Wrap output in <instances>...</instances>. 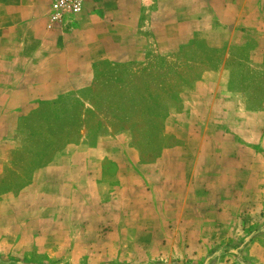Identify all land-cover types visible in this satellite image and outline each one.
<instances>
[{
	"label": "rangeland",
	"instance_id": "1",
	"mask_svg": "<svg viewBox=\"0 0 264 264\" xmlns=\"http://www.w3.org/2000/svg\"><path fill=\"white\" fill-rule=\"evenodd\" d=\"M27 1L33 8L30 13L22 10H16L19 12L15 13L14 9L12 13H7V9H4L6 7L0 9V57L3 53L11 54L7 47L4 49L5 41L22 42L37 35L56 43L60 49L69 47L70 44L63 36L75 31L72 27L76 26L77 20L51 30L48 28L50 0ZM227 1L213 0L217 8L215 12L210 9L206 0L202 1L201 7L188 4L187 7L180 8L173 5L171 12L167 14L157 12L158 9L154 10V6L137 7L134 15L138 24L132 36L133 42L123 44L122 49L114 51L124 54L131 51L139 59H104L93 62L89 67L82 66V69L91 70L86 83L78 78L74 82L75 87L65 91L59 98L43 99L45 105H50L48 109L38 107L24 110V118L18 124L16 132L20 139L8 166L10 174L18 175L25 170L26 178H29L35 169L50 161L58 149L69 144L101 145L104 142L101 147L111 152L113 159L121 155L124 165L137 166L143 175H138L136 181H129L124 188V195H121L123 198L150 196L179 200L183 198L185 191L181 193L176 190L185 187L194 176V171H197L195 176L200 182L202 179H209L220 184L219 175L204 172L201 166L211 168L213 165L223 164L232 167L247 165L246 161L239 163L236 160L235 141L244 136L256 138L260 156L255 164L253 162L251 171L238 177L242 185L247 186L249 182L254 185L234 190L226 188L229 191L227 196L247 197V205L242 208L245 209V214L242 212L234 220L233 232L210 241L209 249L203 255L179 253L180 257H174L173 262L264 264V136L260 130L264 128V117H255L249 113V109L255 111L262 107L264 93L261 98L254 92L247 93L251 105L248 109L243 95L237 98L239 103L236 108L229 101V109H225L230 112L229 116L222 110H211L210 114L209 109L196 107L197 97L194 91L187 92L200 83L207 71L224 67L232 71L231 89L235 92L250 88L247 82L249 77L245 78V75L264 76V64L260 61L263 46L259 43L264 24L260 23L256 8L259 3L251 2L249 12V23L258 25L257 27L230 30L226 24H230L232 20L239 21L241 16L239 9H227ZM5 2L13 6L23 5L22 0H0V5ZM135 4L137 3L133 6ZM7 16H12L11 21L8 22ZM72 47L75 49L76 45L73 44ZM50 50H55V45L45 46L37 63L38 68L46 70L53 67ZM19 52L20 50H14L13 56L7 55V61L12 62V69L22 68V58L25 57L17 55ZM0 80L2 85H9L12 81L11 78ZM186 101L191 102L193 107L185 108ZM229 119L230 122L227 123ZM199 120H207L208 123L199 124ZM212 120L214 122L209 123ZM225 129L233 138L229 140V144L222 141ZM249 130H252L250 136ZM202 131L207 144L204 146L205 154L198 159L201 141L196 135ZM41 137L45 140L34 141ZM214 152L221 154V159L213 158ZM85 156L87 153L81 151L77 161L82 163ZM225 175L229 176V180L233 178L229 173ZM131 187L134 190H130ZM152 188L155 191H151ZM222 189L209 190L210 195L215 196ZM202 191L201 188H195L194 196L202 194ZM124 207L130 210L129 205ZM126 213L123 220V227L126 229L123 244L126 246L125 250L132 251L126 254L122 251L89 253L81 264H162L170 261L161 256L152 257L151 238L133 236L137 222L128 215L131 211ZM91 224L95 230L100 222L92 221ZM75 239L82 240V237ZM93 239L92 237V241ZM164 239L175 247L179 242L191 247L184 237L178 238V241L174 237ZM96 241L97 238L95 243ZM45 242L44 245L48 246L47 244L53 243V238H45ZM161 242L162 239H157L156 245ZM0 264L69 263H64L59 255L38 252L33 248L26 252H0Z\"/></svg>",
	"mask_w": 264,
	"mask_h": 264
},
{
	"label": "crops",
	"instance_id": "2",
	"mask_svg": "<svg viewBox=\"0 0 264 264\" xmlns=\"http://www.w3.org/2000/svg\"><path fill=\"white\" fill-rule=\"evenodd\" d=\"M202 1L87 0L84 10L71 19V22L77 20L76 26L72 27L75 31L63 36L70 44L69 47L60 49L56 43L42 39L38 35L22 42L20 40L4 42V49L7 47L11 54L3 53L0 57V78H11L12 81L9 85H2L0 80V252H26L36 248L38 252L59 255L64 263L69 264H81L85 255L89 253L122 251L126 254L132 251L125 250L126 246L123 244L126 230L123 227V220L129 211L131 214L128 215L137 222L135 233L132 235L151 238L152 257L170 259L169 262L165 261L162 264H181L182 262H173L174 257H180L179 253L203 255V252L209 249L210 241L233 232V222L245 212L242 208L247 205V197L227 196L228 189L250 188L254 185L249 182L244 186L238 181V177L251 171L253 162L255 164L257 157L260 156L256 138L244 136L235 141L236 160L239 163L246 161L247 165L232 167L223 164L213 165L211 168L201 166L204 172L219 175L220 184H215L209 179H202L200 182L195 176L197 171H194V176L185 187L176 190L181 193L185 191V195L179 200L172 197L156 199L150 196L123 198L121 195H124L125 186L131 179L136 181L141 171L135 165H124L121 155L113 159L111 152L101 147L104 142L101 145L69 144L58 149L50 161L35 169L29 178H26L25 170L20 172L21 175H12L8 169L15 154L13 151L20 139L16 132L18 124L24 118V110L38 107L48 109L50 105H45L43 99L59 98L65 91L68 92L75 87L74 82L78 78L86 83L91 76V70L82 69V66L89 67L93 62L104 59H139L131 51H127L126 54L115 52L122 49L123 44L133 42L132 36L138 24V19L134 15L137 7L154 6V10L158 9L157 12L167 14L171 12L173 5L180 8H185L188 4L201 7ZM206 1L215 12L217 8L213 0ZM22 2L23 5L18 6L5 2L0 5V9L6 7L4 9H7V13L8 11L12 13L13 9L15 13L19 12L16 10L27 13L33 11L27 0ZM251 2L259 3L256 8L260 15V23L264 24V0H228L227 9H237L236 11L239 9L241 19L232 20L230 24H226L227 28L249 30L258 26L249 23ZM134 3L137 4L133 6ZM7 19L8 22L11 21L12 16H7ZM261 36L262 40L259 43L263 47L260 61L264 64V32H261ZM73 44L76 45L75 49L72 47ZM52 45H55V50H50L49 56L53 67L46 70L38 68L37 63L45 46ZM14 50H20L17 55L25 57L21 59L22 68L18 70L12 69V62L6 59L7 55H14L12 54ZM232 76L231 69L227 67L207 71L200 83L187 92L194 91L197 97L195 106L209 109L210 114L211 110L212 112L222 110L230 116V112L225 111L229 109V101H232L236 108L239 103L237 98L242 95L246 97V108H251L246 95L254 92L261 98L264 93V76L245 75V78L249 77L247 82L250 88L243 92L231 89ZM261 105L258 110L249 109V113L255 117H264V100ZM191 107H193L191 102L186 101L185 108ZM35 116L36 114H34L36 119ZM213 120L209 123L212 124L215 121ZM197 122L208 123L207 120ZM229 122L230 119L227 120V123ZM260 130L264 136V128ZM251 133L252 130H249L248 135ZM196 136L201 141L198 153V159H201L205 154L207 138L203 131ZM42 139L45 140L41 137L34 141ZM231 139L233 140L231 134L225 129L223 143L229 144ZM81 151L87 153L82 163L77 161ZM220 156L221 154L213 153V158ZM228 173L233 177L231 180L225 175ZM195 188H201L202 194L194 196ZM216 188L223 189L215 196L210 195L209 190ZM130 190L134 188L131 187ZM153 190L155 191L154 188L151 191ZM231 193L234 194V191ZM125 205H129V211ZM75 221L82 223L75 224ZM92 221L100 222L95 230ZM75 237H82V240ZM171 237L177 241L178 238L184 237L191 247L184 246L183 243L181 245L180 242L177 247L170 245L169 241L166 243L164 238ZM45 238H53V243L45 246ZM157 239H162L159 245H156Z\"/></svg>",
	"mask_w": 264,
	"mask_h": 264
},
{
	"label": "built area",
	"instance_id": "3",
	"mask_svg": "<svg viewBox=\"0 0 264 264\" xmlns=\"http://www.w3.org/2000/svg\"><path fill=\"white\" fill-rule=\"evenodd\" d=\"M86 2L87 0H50L48 28L55 30L70 23L74 15L84 10Z\"/></svg>",
	"mask_w": 264,
	"mask_h": 264
}]
</instances>
